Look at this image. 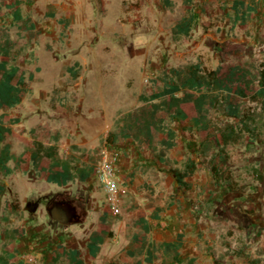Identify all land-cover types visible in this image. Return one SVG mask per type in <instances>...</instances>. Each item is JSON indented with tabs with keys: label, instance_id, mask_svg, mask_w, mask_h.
<instances>
[{
	"label": "rangeland",
	"instance_id": "374dc122",
	"mask_svg": "<svg viewBox=\"0 0 264 264\" xmlns=\"http://www.w3.org/2000/svg\"><path fill=\"white\" fill-rule=\"evenodd\" d=\"M169 1L171 6L166 0H30L23 5L21 22L2 8L0 27L15 43L13 63L24 71L27 87L22 103L0 110V116L5 115L6 123L8 116L20 117L12 125L16 133L32 138L36 131L40 141L59 145L63 157L73 154L82 162L89 154L98 162L116 120L141 105L144 88L165 70L197 62L214 70L226 64L228 43L238 45L244 54L240 62L253 73L264 70V0L246 29L234 21L235 0H194L190 6L184 0ZM190 10L195 15L190 37L174 39L173 27ZM70 67L79 71L78 77ZM243 107L257 117V140L230 146V158L217 161L216 173L201 164L188 179L190 192L177 188L173 174L156 158L161 150L157 135L154 148L129 142V164L120 174L136 170L137 176L123 183L120 212L108 218L112 237L95 260L88 258L87 245L100 229L107 198L94 177L59 187L34 169L24 173L17 168L10 177L0 174L6 187L0 198V253L8 243L3 229L23 228L24 236L10 245L15 262L47 264L58 244L79 249L86 264L133 262L127 254L130 226L143 209L152 241L173 240L185 232L183 263L196 256L199 264H214L213 254L223 263L245 264L236 253L245 248L264 264V111L252 101ZM210 116L219 124L231 121L213 109ZM170 124L179 132V144L167 152L169 158L180 167L189 157L201 162L198 140L183 139L178 122ZM6 142L16 158L25 148L13 135ZM10 164L16 167V160ZM67 198L80 202L86 213L66 223L53 220L48 208ZM157 210L159 219L153 218Z\"/></svg>",
	"mask_w": 264,
	"mask_h": 264
},
{
	"label": "trees",
	"instance_id": "16d2710c",
	"mask_svg": "<svg viewBox=\"0 0 264 264\" xmlns=\"http://www.w3.org/2000/svg\"><path fill=\"white\" fill-rule=\"evenodd\" d=\"M29 1L2 0L0 10L5 8L11 11L14 20L21 22L24 20L23 5ZM166 2L172 5L169 0ZM184 3L190 6L194 0H184ZM259 8V0H250L249 3L245 0H235L232 6L235 23L246 29L249 19ZM194 24L195 15L190 10L173 27V38L179 40L190 37ZM14 50V41L9 33L0 27V110L18 107L23 101L27 87L24 71L13 63ZM243 56L237 44L228 43L224 55L226 64L214 70L206 69L200 62L165 70L152 80L151 85L144 88L139 97L141 105L119 116L104 143L118 145L129 139L138 148H154L157 135L161 150L156 158L173 174L177 188L190 192L193 185L188 179L199 171L201 164L211 167L212 172L216 173L219 170L217 161L230 158V146H242L246 141L257 140L260 132L257 117L243 107V102L260 103L264 111V70L253 73L240 62ZM76 66H80L79 63H76ZM68 71L75 78L79 75L75 67L68 68ZM30 79H33V74ZM210 109L231 121L219 124L210 116ZM4 118L5 115L0 116V174L4 177L12 176L17 168L24 173L34 169L42 174L47 183L59 187L67 186L75 180L85 182L94 177L99 161L94 162L89 154L82 162L73 154L63 157L59 145L40 141L36 131H33L32 138H25L16 133L12 125L19 124L20 117L8 116L9 123H6ZM171 120L178 122L183 139L198 140L197 152L202 163L195 157H189L180 167L169 158L167 152L179 144V132L172 127ZM8 135L17 137L25 145L17 158L12 152V145L6 142ZM14 159L16 167L10 164ZM136 176L137 171H131L123 177L124 183H130ZM230 180L232 182V179ZM5 189V185L0 181V198ZM158 212L155 211L153 218L159 219ZM110 214L111 207L106 203L100 216V229L92 232L87 245L90 260L99 256L103 245L112 237L108 226ZM151 230L147 213L143 209L137 210L136 220L130 226L131 248L127 251L135 260L126 263L113 261L110 264H156L158 260H161L162 264H199L196 256L182 262L186 239L184 231L179 232L173 240L155 242L150 239ZM24 234L23 228L3 229L4 238L8 243L0 253V264H27L24 261L15 262L16 250L10 247ZM236 253L245 264L261 263L259 259L247 253L245 248H240ZM211 256L214 264H227L213 254ZM62 262L86 264L79 249H69L63 244H58L47 264Z\"/></svg>",
	"mask_w": 264,
	"mask_h": 264
},
{
	"label": "built area",
	"instance_id": "2783aa9c",
	"mask_svg": "<svg viewBox=\"0 0 264 264\" xmlns=\"http://www.w3.org/2000/svg\"><path fill=\"white\" fill-rule=\"evenodd\" d=\"M121 152L113 145L106 144L99 160L94 178L107 198L111 213H119L121 209V194L123 192V177L119 172Z\"/></svg>",
	"mask_w": 264,
	"mask_h": 264
},
{
	"label": "flooded vegetation",
	"instance_id": "af4514ba",
	"mask_svg": "<svg viewBox=\"0 0 264 264\" xmlns=\"http://www.w3.org/2000/svg\"><path fill=\"white\" fill-rule=\"evenodd\" d=\"M53 203L60 205V207L64 209H67L68 211L67 219L71 217H77L81 213H86L85 207L80 202L70 198L61 199L58 202L53 201Z\"/></svg>",
	"mask_w": 264,
	"mask_h": 264
},
{
	"label": "water",
	"instance_id": "95a60500",
	"mask_svg": "<svg viewBox=\"0 0 264 264\" xmlns=\"http://www.w3.org/2000/svg\"><path fill=\"white\" fill-rule=\"evenodd\" d=\"M55 205L56 206L51 210L48 208L50 217L53 220L58 221V222H62V223L68 222L69 218L67 219V216H68L67 209L62 208L57 204H55Z\"/></svg>",
	"mask_w": 264,
	"mask_h": 264
},
{
	"label": "crops",
	"instance_id": "0c3cea01",
	"mask_svg": "<svg viewBox=\"0 0 264 264\" xmlns=\"http://www.w3.org/2000/svg\"><path fill=\"white\" fill-rule=\"evenodd\" d=\"M129 142H132V140L128 139V140H125L122 144H118V146L123 150V153H124V155L121 156V159H120V162L118 165L119 172H121L123 170L125 171L128 167V164H129L128 159L129 158H126V147L129 145ZM135 146H136V144H135Z\"/></svg>",
	"mask_w": 264,
	"mask_h": 264
}]
</instances>
